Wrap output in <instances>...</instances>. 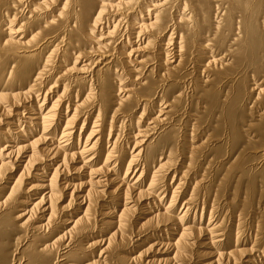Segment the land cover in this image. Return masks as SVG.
<instances>
[{"label":"bare ground","instance_id":"6f19581e","mask_svg":"<svg viewBox=\"0 0 264 264\" xmlns=\"http://www.w3.org/2000/svg\"><path fill=\"white\" fill-rule=\"evenodd\" d=\"M4 21L7 24L2 25ZM102 21L111 28L105 31L101 26L99 29ZM140 36L149 39L146 50L141 48L144 42L141 43ZM133 39L137 42H132ZM169 43L175 47V61L170 58ZM29 48L32 49L27 50ZM147 49L152 52L137 54ZM10 51L14 52L17 64L10 69L8 83L18 78L27 80L29 85L14 99L11 98L15 95L7 92L11 89L0 94V127H5L0 129L3 139L0 143V264H172L173 260L177 264H192V258L199 255L198 251L191 253L194 247L209 245L204 244L201 238L204 236L218 245L216 261L210 264H241L250 256L255 258L246 263L259 261L255 245L250 249L232 246L231 233L227 234L226 243L216 241L224 236L225 227L220 220L211 225L214 207L208 206L213 214L209 227L197 225V216L192 218V223L187 216L192 213V205H199L193 203L194 199L199 201L202 194L209 193L221 201L226 188L234 182V194L231 193L234 200L240 197V187L244 189L242 212L252 206H247L248 203L264 198V0H0V61L5 59L7 63L12 58ZM35 51L38 60H25ZM95 53L96 58H88ZM133 55L136 56L134 61L130 58ZM108 56L114 59L107 61ZM126 57L129 61H122ZM101 60L106 64L96 71ZM150 61L154 65L151 66ZM78 62L83 66L78 67ZM130 62L135 66L130 68ZM189 63L192 71L187 69ZM125 68L130 69L125 72ZM52 70L57 71L58 76L54 73V77L49 78L57 76L56 84L65 83L63 93L48 112L44 113L47 95L43 103L37 98L34 103L30 101L32 104L22 105V100L42 92L41 82ZM124 73L137 74L141 82L132 79L126 86L130 75ZM161 83L165 86L159 89ZM116 84H119L118 90L113 88ZM186 85L192 90L191 113L183 109L186 99L182 90ZM84 86H89V91L81 102ZM114 92L118 95H113ZM159 96L160 103L168 104L165 111L160 109L157 116L151 115L150 124L142 126L149 110L147 103L137 119L134 114L129 118H113L118 112L120 115L132 113L139 98L150 101ZM110 100L116 108L108 123ZM65 102L68 103L66 112L57 111L56 107ZM157 105H152L151 111H156ZM88 107L91 109L86 113ZM183 111L187 115L185 120L179 116ZM173 116H176L174 123L162 124ZM82 119L84 123L79 128ZM204 122L208 125L206 130L202 126ZM62 123L65 126L61 137L56 139ZM90 123L93 127L80 148L82 134L76 140L74 130L83 132ZM23 124L29 130L22 128ZM127 128L138 133L130 132L125 139ZM13 129L16 131L12 132ZM40 130L41 134H37ZM102 131H109L107 142ZM112 131H117V135L109 147ZM9 132L13 136H9ZM198 137H201L199 144ZM130 138L138 151L132 155L121 142ZM226 148H230L231 154ZM252 149L259 152L248 151ZM205 151L207 158L213 156L210 161L201 163L199 159ZM215 151L221 152L225 159L229 155L232 158L226 162L223 157L212 154ZM166 154L167 161L158 166L157 172L165 166L178 165L173 171L182 175L179 185L185 187L188 178L182 179L187 175L194 181L190 198L186 199L187 206L184 205L180 216L173 215L174 193L167 208L158 206L159 209L151 212L144 202L153 195H156L153 200L158 199L160 204L165 201L157 195L164 176L161 173L157 176L155 172L145 190L144 175H151L156 160L160 161L158 155L166 157ZM126 156L131 159L124 178L120 179ZM179 156L183 157L181 163ZM218 158L223 162L218 164L217 170L211 171V164ZM138 159L144 167L141 174L134 183L126 181L131 166ZM30 178L36 184L23 188V181ZM133 192V199L138 201L130 202L127 197ZM30 199H34V203ZM149 204L154 207V202ZM24 207L29 209L18 215L19 209ZM254 215H251V228L259 234L257 231L264 228V212H254ZM25 217L27 220L20 225L19 221ZM62 225L66 227L61 232ZM24 229L14 240L13 232ZM108 229L112 233L103 234ZM57 231L60 236L56 235ZM176 231L177 234L173 233ZM147 236L163 237L165 242L155 241L149 246L148 238L143 239ZM255 236L256 244L258 235ZM8 237L12 243H6ZM53 239L55 241L51 242ZM138 242L147 245V250L160 248L156 253L172 249L174 256L156 259L153 254L150 260H140L142 252L134 258L123 253ZM13 244H22L17 249L18 257L13 256L17 251L12 249ZM138 245L136 248L140 247ZM227 245L232 248L228 250ZM260 255L264 259V250ZM90 256L94 258L82 262Z\"/></svg>","mask_w":264,"mask_h":264},{"label":"rangeland","instance_id":"374dc122","mask_svg":"<svg viewBox=\"0 0 264 264\" xmlns=\"http://www.w3.org/2000/svg\"><path fill=\"white\" fill-rule=\"evenodd\" d=\"M97 8H98V6H97ZM97 8H96V10H97ZM108 15V17H109V15H110V13H107ZM17 22V21H16ZM21 22H22V20H21ZM104 25H103V24ZM5 24H7V21H4L3 22V24L2 25H5ZM17 23H15L14 24V26L16 25ZM101 24L102 25H100V27H99V29L101 28V26H104V29H105V31H107V28H111V27H108V25L106 26V23H105V21H102L101 22ZM17 27H16V29H18V25H16ZM8 27V26H7ZM89 29V28H88ZM143 34V36L145 37L146 36V34H144V33H142ZM169 34H171V32H169L168 33V35ZM2 35V37L3 38H5L6 37V35L5 34H1ZM143 36H140L141 37V39H143V41H141V43L142 42H144V43H142V47L141 48H143V49H145L146 50V48H144L146 45L145 44H147V42H148V40L149 39H146L145 40V38L143 37ZM20 38L22 37V35L21 36H19ZM90 39V38H89ZM166 40V39H165ZM89 41H91V42H93V39H90ZM132 42H137L135 39H133V41ZM146 42V43H145ZM134 44V43H133ZM140 44V42L138 43V45ZM119 47H120V45H118ZM130 47H131V45H129ZM134 47L135 48H137V46H135L134 45ZM168 47H170L169 48V50H171V52L172 53H170L169 55H170V58H172V60L173 61H175L173 58H175V56L174 55H176L175 54V47H174V45L171 43H169L168 44ZM52 48V47H51ZM32 48H29V49H27V50H31ZM145 50H139V51H137V54H139V53H147V54H149L150 52H152V50H149V49H147V51L145 52ZM127 53H129L128 51H127ZM173 53H174V55H173ZM13 54H14V52L13 51H10V55H12V58L7 62V63H5V59H2L1 61H0V94H2V93H6V91L8 90V89H11V90H8L7 92H9V93H11V95H15L14 97H12L11 99H14V98H16L17 97V95L16 94H19V92L22 90V91H25V90H27V88H28V83H27V80H21V79H18V78H15V80H12V82H10V83H8L9 82V76H10V69H11V67L12 66H15V64H17V59L16 58H14L13 57ZM94 54V53H93ZM146 54V55H147ZM135 55V54H134ZM134 55L132 56V57H130V58H132V60L134 61V59L136 58V56L134 57ZM34 56V57H33ZM38 56L39 55H37V51H35L34 53H31V55L29 56V57H26V59L25 60H32V59H34L33 61H35V60H38ZM92 56H93V58H96L97 56H98V54H96L95 53V55H91V56H89L88 58L89 59H91L92 58ZM110 56V55H109ZM108 56V57H109ZM171 56H174V57H171ZM106 58V60L108 61V60H110V61H112L114 58L113 57H109V58ZM145 59H147L146 57H145ZM124 60H126V61H129V58H123V60L122 61H124ZM7 61V60H6ZM74 62H75V60H74ZM102 62V63H101ZM101 62L99 63V64H97L96 66H97V69H96V71H98V70H100V69H102L103 68V66L106 64V62L105 61H102L101 60ZM73 63V61L70 63V64H72ZM88 63V62H87ZM150 64H151V66H152V64L154 65V62L153 61H150L149 62ZM67 64H69V61L67 62ZM78 67H81V66H83V64L81 63V62H78ZM66 66V65H65ZM128 66H130V68H132V67H134L135 66V64L133 63V62H130V65H128ZM129 68V69H130ZM126 69V71L125 72H128L127 70H129L128 68H125ZM187 69H189V70H191L192 71V66L190 65V63H189V65H188V67H187ZM55 72H57V71H53L52 70V73H53V75H52V73L50 74V75H47L46 77H44V79H43V81L41 82L42 84H41V86H40V88L39 89H41L42 90V92H37L34 96L33 95H30L31 97H29L27 100H22L23 101V104L22 105H28L26 102H32V103H34L35 101H36V99L38 98V100L40 101V103H43V100H44V98H45V95H47L46 96V101H45V111H44V113H47L48 112V110L52 107V104L56 101V99H57V97H58V95H60V94H62L63 92V89H64V85H63V83H65V82H61L60 84L58 83V84H56V78H57V76H58V74H56ZM58 72H59V70H58ZM57 75L54 79H51V78H49V76L50 77H54V75L55 74ZM124 74H128V75H130V77L125 81V85L127 86V85H129V84H131L130 82H129V80H132V81H134V80H137L138 82H141V79H139L138 80V78H137V74H135V73H132V74H129V73H124ZM120 75V74H119ZM118 77L119 76H117L116 77V80L118 81ZM133 77H136V78H133ZM121 78V77H120ZM46 80H47V82H46ZM145 80V79H144ZM143 80V81H144ZM20 81V82H19ZM136 81V82H137ZM243 83L245 82V79H243V81H242ZM252 83H254V82H251V84ZM54 84H56V85H54ZM162 84V83H161ZM165 84V83H164ZM164 84H162L161 86H159V89L160 88H162L163 86H165ZM125 85H123V86H121L122 88H124L125 87ZM43 86V87H42ZM53 86H56L55 88L53 87ZM188 86V87H187ZM220 86V85H219ZM218 86V87H219ZM50 87H53L54 89H52V91H48V89L50 88ZM221 87V86H220ZM115 90H118V88H119V84H116L114 87H113ZM187 88V89H186ZM190 88V86L189 85H186L184 88H183V90H182V92L183 91H185V92H183V98L184 99H186V101L183 103L184 104V106L186 107H184L183 109H186V111H189L190 113L192 112L191 111V108H192V104H190V103H192L191 102V98H189V97H191V95H192V90H191V88ZM82 90H83V94H82V96H81V102L84 100V98H85V96H86V94H87V92L89 91V86H84V87H82ZM48 91V92H47ZM187 91H188V93H187ZM50 92V93H49ZM178 92H180L179 90H178ZM191 93V94H190ZM34 94V93H33ZM118 95V93L117 92H114L113 93V95ZM186 94V95H185ZM57 95V96H56ZM140 99V98H139ZM137 100V105H136V107H135V109H134V113L132 112V113H126V115H123V114H121L120 115V113L121 112H118L119 113V115H117L118 113H116L115 115H114V119L116 120H118V119H120V118H122V116H128V118H129V115L131 114L132 116H133V114L135 115V117H136V119L137 118H139L140 117V115L143 113V109H144V105L147 103V106H148V108H149V110H148V112H146L145 113V116H144V118H143V120L142 121H144V125H142V126H145L147 123L148 124H150V118H152V116H157L158 115V111H160V109H162V110H166V105L168 104V102H162V103H160V96H159V98H156V99H150V101L148 100V99H146L145 101H141V99L140 100ZM143 100V99H142ZM75 101V103H76V100H74ZM146 101H148V102H146ZM152 101V102H151ZM24 102L26 103V104H24ZM30 102V103H31ZM31 103V104H32ZM113 102L110 100V103L108 104V106H107V110H108V112H110V114H109V118L110 117H112V115H113V110L116 108V106H114L113 104H112ZM149 103V104H148ZM155 103H158V105L154 108V110H156V111H151V107H152V105H154ZM67 104L68 103H66L65 102V104H62V106H60V107H56V108H58V110L57 111H60L61 109L62 110H64L63 111V113L64 112H66V107H67ZM140 104V105H139ZM161 104V105H160ZM150 105V106H149ZM142 106V107H141ZM146 106V107H147ZM160 106H162L161 108H160ZM72 107H73V105H72ZM159 108V109H158ZM188 108V109H187ZM190 108V109H189ZM88 109V110H87ZM91 109V107H88V108H86V113H87V111H89ZM19 111H21V107H20V109H18ZM258 110H261V109H257V111ZM69 113H70V111H69ZM193 113H195V112H193ZM186 115V113L183 111V113L181 112L180 113V117H182L183 118V120H185V118L187 117V115ZM13 115V114H12ZM97 115V114H96ZM152 115V116H151ZM176 115V114H175ZM58 116H60V115H58ZM121 116V117H120ZM139 116V117H138ZM177 116V115H176ZM176 116H173L172 118H170V120L169 121H166V123H162V124H172V123H174V121L176 120ZM148 117V118H147ZM175 117V118H174ZM59 118V117H58ZM95 118V117H94ZM62 119V118H61ZM129 120V119H128ZM172 120H174V121H172ZM25 121V120H24ZM94 120H92V122H93ZM110 121H111V118L110 119H108V123H110ZM194 121H195V118H194ZM194 121L192 122V123H194ZM63 122V121H62ZM169 122V123H168ZM207 122V121H206ZM206 122H204L203 124H202V126H203V129H205L206 130V128H207V123ZM83 123H84V119H82L81 121H80V126H79V128L81 127V124L83 125ZM161 124V125H162ZM205 124H206V126H205ZM127 125H129V123L127 124ZM65 126V124L64 123H62V125H61V129L59 130V132H58V134H57V138L56 139H59L60 137H61V131H62V129H63V127ZM109 126V125H108ZM205 126V127H204ZM27 126L25 125L24 126V124L22 125V128H25L26 130H29V129H27L26 128ZM88 127V128H87ZM92 127H93V124H89V126H86L84 129H83V132H80V129L79 130H74V133H73V138H74V136L76 137L75 139L76 140H78L79 139V136H80V133L82 134V140H81V145H80V148L83 146V144L85 143V141H86V137L89 135V133H90V130L92 129ZM118 127H119V125H118ZM108 129H109V127H107ZM0 129H5V127L4 126H2V127H0ZM87 129V130H86ZM155 130V129H154ZM16 130L15 129H13L12 130V132H15ZM78 131V132H77ZM157 131V130H156ZM201 131V130H200ZM199 131V132H200ZM41 130L39 131V133H37V134H41ZM103 133H104V136H105V141L107 142L108 141V137H109V131H102ZM126 134V137H125V139L126 138H129L127 135L130 133V132H132L134 135H136L138 132H136L135 131V129L134 130H132V131H129V128H127V129H125V131H124ZM198 132V133H199ZM10 134H8L9 136H13V134H11V132H9ZM77 135H76V134ZM112 135L111 136H113V138L110 136V144L111 145H109V147H111L112 146V144L114 143V141H115V139H116V135H117V131H112ZM32 138H34V136H32ZM115 138V139H114ZM5 139V138H4ZM2 138H0V143L2 142ZM131 141V142H130ZM196 141L198 142L197 144H199L200 142L199 141H201V137H198L197 139H196ZM121 142H123V144H125V148L129 151V155H132V154H135V152H138L137 151V149L134 147V144H133V142H134V140L132 139V138H130V140L129 139H127V140H122ZM130 142V143H129ZM128 143V144H127ZM131 145V146H130ZM1 147V146H0ZM135 150V151H134ZM132 151V152H131ZM226 151H229V154H231V152H230V148H226ZM248 151H255V153H257V152H259V150H256V149H252V150H248ZM219 152V151H218ZM216 152L215 151V153H212V154H216V156H221L222 154H221V152ZM121 153H126V152H124V151H122ZM167 155L168 154H166V157L165 156H162V155H158V157H159V159H160V161L159 160H156V163L157 164H155V166L156 167H154L153 169H152V171H151V175L149 174V176H147L148 174H145L144 175V177H145V179H146V183H145V187H144V189L145 190H147L148 189V187H149V183H150V181H151V179H152V177H153V174L155 173V172H157V170H158V166L159 165H161V164H164V162L166 163V161H167ZM206 155H207V151H205V153L203 154V156H202V158L201 159H199L200 160V162L201 163H203V162H205L207 159H209V161H210V159H212V156L213 155H208L209 157L207 158L206 157ZM234 155V154H233ZM232 155V156H233ZM171 157V156H170ZM221 157H223V159H225V157H224V155L223 156H221ZM127 158V159H126ZM179 158L181 159L180 160V162L179 163H181L182 161H183V157L182 156H179ZM232 158V157H231ZM230 158V155H229V157L228 156H226V162L229 160V159H231ZM130 156H126L125 157V161L124 160H122V161H124L125 162V164L126 165H124V168H123V171L120 173V179H123L124 178V174H125V170L127 169V166H128V163H129V161H130ZM140 159V158H139ZM139 159H138V162L137 161H135V162H133V166H131V168H132V170H131V168H130V171H129V173H128V179L126 180V181H132V183H134L135 181L134 180H136L137 179V177L141 174V172H142V170H143V168L144 167H142V165L141 164H139L140 163V161H139ZM220 160V161H219ZM102 162V161H101ZM100 162V164H102ZM159 162H160V164H159ZM221 162H223V161H221V158H218V159H216L213 163L214 164H211V171H215V170H217V168H218V166L221 164ZM207 163V162H206ZM219 164V165H218ZM181 165V164H180ZM216 165V166H215ZM140 167V168H139ZM174 167V168H173ZM213 167V168H212ZM216 167V168H215ZM170 168H173L172 169V171H169V169ZM176 168H178V165H176V167H175V165L174 166H172V165H169L168 167H166L165 166V169L163 168L162 170H160L159 172H157L156 174H157V176H160V175H163L164 177L162 178V182H164V183H162V185L160 186V191H158L157 192V195H159L160 194V197L161 198H163V201H164V199H165V201L163 202V203H159V201L157 202V200L155 201V200H153V199H155V197H156V195H153L152 197L153 198H151V196H149L148 198H146L147 200L146 201H144V202H146L145 204H148V208H150L151 210V212H153L155 209L157 210V209H159V207L161 208H167L168 207V205H169V202H170V200H171V195L174 193V195L176 196V202H175V207H174V216H180V214H182V211L185 209V207L187 206V204H186V202H187V200L190 198V195H191V193H192V190H191V186L193 187V182L194 181H192L191 182V180H190V176H188L187 175V177H185V179H182V180H186L187 178V183L188 184H190V187H189V185H186L187 183H185V187H181L179 184H180V180H181V174L179 173V171H177L176 173H175V171H173V170H175ZM164 170V171H163ZM171 170V169H170ZM167 172V173H166ZM171 172V173H170ZM161 173V174H160ZM173 173V174H172ZM20 174V173H19ZM19 174L16 176V178L15 179H17L18 178V176H19ZM158 174H160V175H158ZM165 174V175H164ZM167 174V175H166ZM171 174V175H170ZM174 174H176V176L174 175ZM169 175H170V177H169ZM166 176V177H165ZM193 176V175H192ZM133 179H132V178ZM183 178V177H182ZM221 178V177H220ZM119 179V180H120ZM144 179V178H143ZM200 180V179H199ZM205 181V180H204ZM172 183V184H171ZM208 183V182H207ZM206 183V184H207ZM235 183V182H234ZM230 184V187L228 188H226V192L224 193V195H223V197L221 198V201L220 200H218V198L216 199L215 198V195L214 194H206V193H204V194H202V196L200 197V199H198L199 201H196L195 199L193 200V203L194 204H196V205H198V206H194V205H192V213H191V215L189 214L188 216H187V218H189L190 217V222L192 223L193 221H192V218L194 217V216H197V225H203V227L204 228H206V227H209L208 226V224H209V219H211L212 217H213V214H214V221H211V225L213 224V222H214V224L215 223H217L218 222V220H220L221 221V225H222V227L225 229V231L222 233L224 236L223 237H220V238H218V240L216 239V241H222L223 243H226V241H227V236L231 233V235H230V239H232L233 241H232V246H235V245H238V248L240 249V248H242V249H250L251 248V245L252 246H254L255 245V249H254V251H255V253H256V256L258 257V260L259 261H255L254 262V264H263V263H261V262H264V259L262 258L263 257V255H260V253H262L263 252V250H264V237H262V236H264V228L262 229V230H259V231H257L259 234H257L256 232H254L253 230H252V228H251V224H252V219H251V217L254 215V212H256V213H258V214H260L261 212H264V198H262V200L260 201V202H258L259 201V197L256 199V202L254 203V204H250V203H248V205L247 206H251L250 208H247L246 207V209H244L243 210V212H242V208H241V206H243V202H242V200L244 199V189L242 188V187H240V189H239V192H240V199L238 198L237 199V197H236V200H234V198H233V196L231 195V193L232 194H234V188H235V185H236V183L235 184ZM36 183L35 182H33L32 181V178H30V179H27V180H24L23 181V184H22V187L23 188H29L30 186L29 185H35ZM173 186V187H172ZM166 189H165V188ZM179 187V188H178ZM174 188H175V190H174ZM177 188V189H176ZM182 188V189H181ZM165 189V190H164ZM144 190V191H145ZM163 190V191H162ZM180 190V191H179ZM231 190H232V192H231ZM111 191V190H110ZM215 191H217L216 190V188H215ZM165 192V193H164ZM176 192V193H175ZM229 192V193H228ZM183 193V194H182ZM132 194V195H131ZM130 194V196H132V197H130V196H128L127 198H130L129 199V201L131 202V201H138L136 198H134L133 199V197H135V193L133 192V193H131ZM178 194H181V195H178ZM230 195V196H229ZM180 196V197H179ZM206 196V197H205ZM23 197H26V195H23ZM208 197V198H207ZM211 197V198H210ZM232 197V198H231ZM152 199V200H151ZM187 199V200H186ZM224 199V200H223ZM32 200H34V199H30L29 201L31 202V203H34V201H32ZM215 200H217V201H215ZM240 200V201H239ZM154 202V207L152 206H150V204H149V202ZM194 201H196L197 203H195ZM205 201V202H204ZM208 201V202H207ZM214 201V202H213ZM228 201V202H227ZM230 201H233L232 203L230 202ZM235 201V202H234ZM219 202H220V205H219ZM230 202V203H229ZM122 203V202H121ZM120 203V204H121ZM203 203H206V206L203 204ZM211 203H212V205H211ZM214 203V204H213ZM216 203V204H215ZM222 203V204H221ZM239 203V204H238ZM66 203H64L63 205H65ZM227 204H228V206H227ZM231 204V205H230ZM236 204H238L239 205V207L236 209V211H234L235 210V205ZM105 205H107V203H105ZM184 205H185V207H184ZM215 205V206H214ZM256 205H258V206H256ZM159 206V207H158ZM208 206H211V207H214V209H215V212L211 215V208H209ZM223 206H226L225 208H223ZM229 206H231V207H229ZM233 206V207H232ZM255 206V208L253 209V207ZM109 207H111V205L109 206ZM145 207V206H144ZM195 207V208H194ZM203 207V208H202ZM258 209H257V208ZM262 207V208H261ZM26 209H29V208H27V207H24V208H20L19 210H21V212L18 214V215H23V212L26 210ZM120 209V208H119ZM145 209H147V207H145ZM206 209V210H205ZM218 209H220V210H218ZM115 210V209H114ZM113 210V211H114ZM163 210V209H162ZM231 212H230V211ZM116 211V210H115ZM161 211V210H160ZM217 211V212H216ZM222 211H224V212H222ZM250 211V212H249ZM226 212V213H225ZM229 212V213H228ZM233 212V213H232ZM239 212V213H238ZM242 212V213H241ZM119 215L120 214V212L119 211H117L116 212V215ZM217 214V215H216ZM226 214H227V216H226ZM240 215V216H239ZM252 215V216H251ZM65 216V215H64ZM212 216V217H211ZM216 216H217V218H216ZM226 216V217H225ZM234 216V217H233ZM254 216H257V214H255ZM66 217V216H65ZM143 217V216H142ZM221 217V218H220ZM258 218L256 219V220H259L260 218H259V216H257ZM145 217H143L142 219H144ZM228 218V219H227ZM66 219H69V218H66ZM101 219V218H100ZM212 219V220H213ZM241 219V220H240ZM245 221H244V220ZM22 220V219H21ZM27 220V217H25L22 221H19V222H21V223H19L20 225H22L25 221ZM107 220H111V219H107ZM228 220V221H227ZM130 221H132V220H130ZM219 221V222H220ZM144 221H142V223H143ZM230 222V223H229ZM240 222V223H239ZM35 223V221L33 222V223H31L30 225H33ZM224 223V224H223ZM225 223H226V225H225ZM131 224H133V227L135 226V224L134 223H131ZM99 225H101V224H99ZM227 225H229V226H227ZM241 225V226H240ZM249 226V227H248ZM65 225H62V227H61V229H60V231L62 232V228H64L65 229ZM212 227V226H211ZM233 227V228H232ZM228 229V230H227ZM26 229H24V230H15L14 232H13V239L15 240L16 238H17V236H19L20 234H21V232H23V231H25ZM109 232H111L112 233V231H111V229H108V230H105V231H103V234H107V233H109ZM239 232V233H238ZM242 232V233H241ZM261 232V233H260ZM173 233H175V234H177L178 233V231H176V232H173ZM172 233V234H173ZM225 233V234H224ZM234 233V234H233ZM236 233H237V235H236ZM228 234V235H227ZM243 234V235H242ZM56 235L57 236H60V235H58V231H57V233H56ZM226 235V236H225ZM245 235V236H244ZM255 235H258V240L260 239V241H262V242H259L258 240H257V242H256V244H255V241H256V236ZM100 236V234H98V237ZM244 237V238H243ZM262 239H261V238ZM93 238H95V237H93ZM147 239L146 240V244H150L149 246H151V245H153V244H155L156 242L155 241H159V243H161V241H162V243H164L165 241V239L162 237H159V236H153V239L150 237H144L143 239ZM201 238H203V242H204V244H209V245H206V247H202L201 245H198V246H196V247H194V249H193V251H191V253L194 255L197 251H198V254L199 255H197L196 257L194 256L193 258H192V264H210V263H212V262H215L216 261V259H215V255L218 253V252H216L217 250H218V245H216V243H215V241L214 240H210L209 238V236H204V237H201ZM242 238V239H241ZM248 238V239H247ZM163 239V240H162ZM237 239H239V241L237 240ZM201 240V239H200ZM55 241V239H53L51 242H54ZM85 241V243H88L86 240H84ZM152 241V242H151ZM13 242V240L10 238V237H8V240H7V242L6 243H12ZM23 242H24V239H23ZM210 242V243H209ZM214 242V243H213ZM248 242H249V244H248ZM91 243V242H90ZM201 243V241H199V244ZM243 243V244H242ZM138 244H140V247L139 248H136V246H139ZM259 244V245H258ZM231 245H227V248H228V250H230L231 248H232V246ZM250 246V247H249ZM11 247H12V249H14V250H17V249H20L21 247H22V244H18V245H15V244H13V245H11ZM128 248H129V246H128ZM149 247L147 246V245H145V244H142V243H140V242H138V243H135V244H133V245H130V248H129V250L127 251V250H124L123 251V253L125 254V255H129L131 258H134V257H137L138 256V254H140L141 252V254H142V256L140 257L141 259L140 260H142V259H144V260H150V256H153V254H155L156 255V259H172L173 258V251H172V249H165V250H160L158 253H156V251L158 250V249H160V248H153V249H155V250H153V249H150V250H147ZM201 248H203V249H201ZM97 249H99V248H97ZM141 249V250H140ZM263 249V250H262ZM256 250H258L257 252H256ZM155 251V253H153ZM219 251V250H218ZM18 253H19V251L17 250V251H15V253H13V256L14 257H18ZM63 253V251H61V254ZM148 253V254H147ZM131 254V255H130ZM96 255V257H98V254H95ZM91 258H94L93 256H90V257H87L86 259H84V260H82V262H87L86 260H89V259H91ZM254 259L255 257H253V256H250V258L249 259ZM248 258H246V259H244V262L243 263H241V264H249V263H246V261H248L249 260ZM143 260V261H144ZM175 260H173L171 263L172 264H177L178 262L177 261H175ZM254 261V260H253ZM261 261V262H260ZM258 262V263H257ZM58 263H59V261H58ZM136 264H137V262H136Z\"/></svg>","mask_w":264,"mask_h":264}]
</instances>
